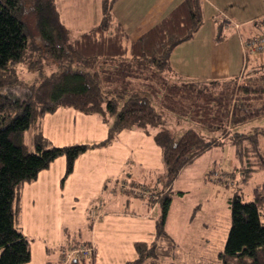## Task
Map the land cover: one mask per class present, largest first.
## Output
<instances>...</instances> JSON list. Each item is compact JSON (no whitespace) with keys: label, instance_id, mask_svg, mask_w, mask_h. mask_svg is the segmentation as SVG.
<instances>
[{"label":"trees","instance_id":"obj_1","mask_svg":"<svg viewBox=\"0 0 264 264\" xmlns=\"http://www.w3.org/2000/svg\"><path fill=\"white\" fill-rule=\"evenodd\" d=\"M116 1L102 0L101 21L72 37L56 0H0V264L31 259L30 241L17 227L21 185L61 155L67 157V172L72 171L77 156L89 148L47 141L39 122L59 106L104 121L113 116L107 140L124 129L153 132L168 186L194 158L225 143L235 147L243 181L264 169L259 143L264 128L241 130V125L264 118V61L246 66L242 82L238 76L222 84L174 80L171 54L203 24L204 0H183L135 41H129L120 24L113 28ZM25 14L33 16L38 46L32 47ZM224 27L217 19L218 41L226 36ZM251 54L245 53L246 65ZM21 64L37 70L34 81L22 78ZM31 128L32 149L26 141ZM243 195L236 190L229 199L231 227L220 257L224 264H264V182L253 188L251 200L244 201ZM161 200L157 238L169 241L167 251L174 245L165 231L171 196L166 193ZM135 246L137 256L126 264H147L148 259L158 264L163 244L137 241ZM68 249L61 251V264Z\"/></svg>","mask_w":264,"mask_h":264},{"label":"rangeland","instance_id":"obj_2","mask_svg":"<svg viewBox=\"0 0 264 264\" xmlns=\"http://www.w3.org/2000/svg\"><path fill=\"white\" fill-rule=\"evenodd\" d=\"M64 2L62 13L65 18L69 15L66 24L76 27L70 30L83 28L87 22L82 16L90 7L93 11L90 1L84 0V10L81 4ZM24 19L32 47L38 46L41 40L33 16L25 14ZM19 70L22 78L35 80L36 69L21 64ZM242 79L238 76L239 82ZM108 120L113 116L107 115L104 121L72 106H59L42 116L39 127L47 141L57 146L87 144L89 148L77 156L72 171L67 172V157L61 155L40 176L21 185L17 227L31 247L30 261L22 264H61V251L70 246L95 249L66 264H126L137 256V241L164 245L158 250V264H224L220 253L231 227L229 199L242 190L243 200H251L253 188L264 182V169L243 181L234 148L224 144L194 158L168 186L162 149L154 133L124 129L107 140ZM254 127L264 128V118L241 125V130ZM33 133L32 128L26 132L31 149ZM260 147L264 155L262 135ZM166 193L171 202L165 231L174 241L167 251L169 241L157 238L161 198ZM146 263L155 264L151 259Z\"/></svg>","mask_w":264,"mask_h":264},{"label":"crops","instance_id":"obj_3","mask_svg":"<svg viewBox=\"0 0 264 264\" xmlns=\"http://www.w3.org/2000/svg\"><path fill=\"white\" fill-rule=\"evenodd\" d=\"M56 1L62 17V5L65 2L64 0ZM67 1L72 2L74 6L81 4L84 10V0ZM89 1L93 6V11L91 7L86 10L82 18L87 23L83 28H79L80 30L74 32L70 30V28L76 27L68 26L66 19L69 20V15L65 18L63 14L64 19L63 17L62 19L66 21H64L65 25L70 27L72 37L90 30L101 21L102 0L99 2L98 0ZM182 1L117 0L112 8L113 28L120 24L127 33L129 41H135L165 18ZM203 9L204 21L199 30L191 39L180 43L173 49L170 74L174 80L180 79L208 84L216 80L241 76L246 66L248 69L252 67L254 61H264V53L251 54L248 58V63L250 61L251 63L246 65L247 59H245L246 52L244 49L245 43L250 37L256 34H264V0H204ZM217 19H222L225 22L224 32L226 36L222 41L216 39ZM76 33L78 34L76 35ZM262 136L264 137V135ZM260 139L261 136L259 143ZM229 145L235 150L233 145ZM209 165H211L210 162L206 167ZM106 210L109 214L113 213L108 208ZM89 243L95 247L93 242Z\"/></svg>","mask_w":264,"mask_h":264},{"label":"built area","instance_id":"obj_4","mask_svg":"<svg viewBox=\"0 0 264 264\" xmlns=\"http://www.w3.org/2000/svg\"><path fill=\"white\" fill-rule=\"evenodd\" d=\"M245 52H250L253 54H263L264 53V34H258L250 39H248L244 46ZM70 247L72 250L67 252L66 258L63 261V264H66L70 258L73 260L84 258L89 256L94 252L92 247ZM69 248V249H70Z\"/></svg>","mask_w":264,"mask_h":264}]
</instances>
